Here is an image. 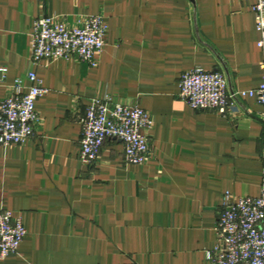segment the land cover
Here are the masks:
<instances>
[{
    "label": "crops",
    "instance_id": "0c3cea01",
    "mask_svg": "<svg viewBox=\"0 0 264 264\" xmlns=\"http://www.w3.org/2000/svg\"><path fill=\"white\" fill-rule=\"evenodd\" d=\"M255 0H0V100L37 72L48 92L40 123L20 144L0 145V210L21 215L27 235L0 264H215L223 196H258L264 171V105L234 97L226 114L196 111L181 75L223 71L231 91L257 88L262 51ZM104 16L106 46L92 67L78 58L32 60L42 16L74 26ZM1 78V74H0ZM146 109L150 156L125 159L108 139L81 160V117L94 98Z\"/></svg>",
    "mask_w": 264,
    "mask_h": 264
},
{
    "label": "built area",
    "instance_id": "2783aa9c",
    "mask_svg": "<svg viewBox=\"0 0 264 264\" xmlns=\"http://www.w3.org/2000/svg\"><path fill=\"white\" fill-rule=\"evenodd\" d=\"M257 41L262 51L261 84L254 89H229L226 74L220 70L196 67L181 75L180 97L194 110H214L226 114L234 97H252L264 105V0L253 4ZM103 15H87L68 26L56 16H42L34 22L31 34L32 60L78 58L96 67L108 34ZM1 81L8 75V67H0ZM29 85L16 78L12 93L0 100V145L20 144L35 135L40 123L36 103L48 92L36 71L27 74ZM81 160L95 163L108 139L123 142L125 159L131 164L145 163L151 152L149 132L154 122L151 114L139 105L115 102L113 98H94L86 114L81 117ZM264 160V149L262 153ZM216 244L206 253L215 264H264V171L258 196L236 197L226 192L216 224ZM27 235L23 217L10 209L0 210V260L18 254Z\"/></svg>",
    "mask_w": 264,
    "mask_h": 264
}]
</instances>
